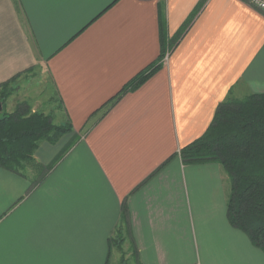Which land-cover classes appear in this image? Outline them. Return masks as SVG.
<instances>
[{
	"label": "crops",
	"instance_id": "0c3cea01",
	"mask_svg": "<svg viewBox=\"0 0 264 264\" xmlns=\"http://www.w3.org/2000/svg\"><path fill=\"white\" fill-rule=\"evenodd\" d=\"M163 45L161 69L112 100ZM27 75L8 113L27 102L72 130L40 142L27 177L0 167V264H106L118 230L137 264H264L228 221L222 165L178 155L229 93L264 94V12L245 0H0V85Z\"/></svg>",
	"mask_w": 264,
	"mask_h": 264
},
{
	"label": "trees",
	"instance_id": "16d2710c",
	"mask_svg": "<svg viewBox=\"0 0 264 264\" xmlns=\"http://www.w3.org/2000/svg\"><path fill=\"white\" fill-rule=\"evenodd\" d=\"M187 22L170 42L174 48L184 35ZM162 20V28H164ZM165 45L158 60L138 73L112 100L144 84L163 65ZM3 83L0 86H5ZM10 93L1 92L2 108ZM72 130L70 124L56 125L52 117L32 112L27 102L0 117V167L27 177L26 166L41 168L35 158L40 142L55 143ZM184 164L217 162L229 176L227 217L230 225L244 232L264 252V94L238 99L231 93L216 108L205 133L179 151ZM43 171V172H42ZM49 169L41 170V174ZM39 179V178H38ZM124 218L127 210L124 208ZM123 238L118 230L110 248H119ZM108 257L106 264H109Z\"/></svg>",
	"mask_w": 264,
	"mask_h": 264
},
{
	"label": "rangeland",
	"instance_id": "374dc122",
	"mask_svg": "<svg viewBox=\"0 0 264 264\" xmlns=\"http://www.w3.org/2000/svg\"><path fill=\"white\" fill-rule=\"evenodd\" d=\"M164 58H165V55H164ZM24 81L25 82L26 81L29 82L30 81V77L28 75L27 76H23L20 80H19V77H17L16 79L12 80L7 85L1 86L0 87V92H4L6 94L11 92V95H12L15 91H18V89L20 88L22 83H24ZM9 96L5 100V103L3 105L4 108L0 109V117H2L4 114L8 113V109L11 108L10 106H11L12 102H8ZM233 96L238 98V99H244L245 98L243 96H238V95H235V94H233ZM0 102H1V97H0ZM0 106L2 107V104H0ZM179 153H178V155L181 158ZM189 165H194V164H189ZM34 169L32 167H30V166H26L24 172L32 173V172H35L36 169L35 170ZM112 247H113L114 250L112 249V252H111V255H110V259H109V264H137V259L134 258V255L132 253H128L127 252L128 250L132 251L131 244L127 243V244L124 245V241H123V243L121 244L120 248L117 245H114Z\"/></svg>",
	"mask_w": 264,
	"mask_h": 264
},
{
	"label": "built area",
	"instance_id": "2783aa9c",
	"mask_svg": "<svg viewBox=\"0 0 264 264\" xmlns=\"http://www.w3.org/2000/svg\"><path fill=\"white\" fill-rule=\"evenodd\" d=\"M245 1L253 8L264 12V0H245ZM169 56H170V52L167 51L165 54V58L168 59Z\"/></svg>",
	"mask_w": 264,
	"mask_h": 264
},
{
	"label": "water",
	"instance_id": "95a60500",
	"mask_svg": "<svg viewBox=\"0 0 264 264\" xmlns=\"http://www.w3.org/2000/svg\"><path fill=\"white\" fill-rule=\"evenodd\" d=\"M2 107L0 106V109H1Z\"/></svg>",
	"mask_w": 264,
	"mask_h": 264
}]
</instances>
